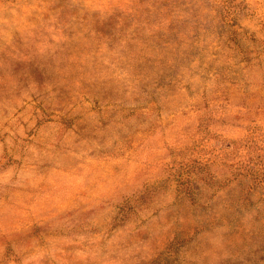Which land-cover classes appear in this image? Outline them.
<instances>
[{"label":"clouds","instance_id":"clouds-1","mask_svg":"<svg viewBox=\"0 0 264 264\" xmlns=\"http://www.w3.org/2000/svg\"><path fill=\"white\" fill-rule=\"evenodd\" d=\"M0 264H264V0H0Z\"/></svg>","mask_w":264,"mask_h":264}]
</instances>
